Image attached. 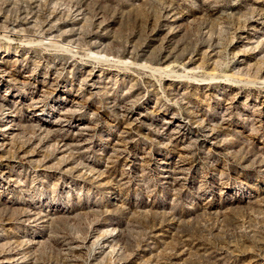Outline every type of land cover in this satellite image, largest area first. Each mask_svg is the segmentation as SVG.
Masks as SVG:
<instances>
[{
    "label": "rangeland",
    "instance_id": "obj_1",
    "mask_svg": "<svg viewBox=\"0 0 264 264\" xmlns=\"http://www.w3.org/2000/svg\"><path fill=\"white\" fill-rule=\"evenodd\" d=\"M0 264H264V0H0Z\"/></svg>",
    "mask_w": 264,
    "mask_h": 264
}]
</instances>
